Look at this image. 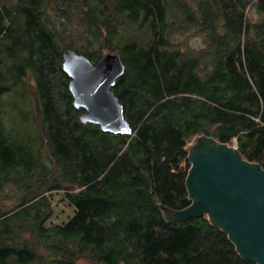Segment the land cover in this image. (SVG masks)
<instances>
[{"label":"trees","instance_id":"obj_1","mask_svg":"<svg viewBox=\"0 0 264 264\" xmlns=\"http://www.w3.org/2000/svg\"><path fill=\"white\" fill-rule=\"evenodd\" d=\"M72 15L82 46L69 49L124 64L111 89L130 134L79 119L57 30ZM27 72L47 163L4 122ZM197 135L264 169V0H0V264H255L206 216L162 217L159 204H190L186 148ZM52 190L75 213L44 227Z\"/></svg>","mask_w":264,"mask_h":264},{"label":"water","instance_id":"obj_2","mask_svg":"<svg viewBox=\"0 0 264 264\" xmlns=\"http://www.w3.org/2000/svg\"><path fill=\"white\" fill-rule=\"evenodd\" d=\"M62 69L69 78L73 106L83 110L82 123L106 133L130 134L122 104L111 89L125 70L117 53L105 54L93 64L68 48L62 52ZM186 151L184 185L190 204L184 208L159 204L163 219L174 224L206 216L242 259L264 264V169L242 158L235 145L208 135H197Z\"/></svg>","mask_w":264,"mask_h":264},{"label":"rangeland","instance_id":"obj_3","mask_svg":"<svg viewBox=\"0 0 264 264\" xmlns=\"http://www.w3.org/2000/svg\"><path fill=\"white\" fill-rule=\"evenodd\" d=\"M14 1L15 0H7V3L12 4ZM49 12L55 16V12L51 9H49ZM252 18L256 19L257 16L252 13ZM77 19L76 16L72 15L71 21L62 22V24L59 23L57 27V30L61 32L62 35L59 44L63 50L67 49L69 46L74 48L82 46V43L78 39L81 27L78 26ZM68 44L70 45L68 46ZM21 47L22 45H19L16 54H20ZM103 53H105V50H103ZM9 81L12 82L11 79ZM15 89L9 100L7 97L4 100V103L8 100L9 108L15 112V115L12 116L14 113L11 112L6 113L8 107L4 105V115L6 113L4 122L11 132L10 135H12L20 145L34 149L33 154L39 162H43L46 150L48 157L46 159L47 163L50 151L46 149V146L44 148V146H41L39 143L40 136L38 129L41 135L44 136V123L34 77L27 72L26 76L15 86ZM21 111L24 112L25 117L19 115ZM232 142L234 143V140ZM58 169L56 168L57 172ZM63 192V190H52L45 193L49 206L51 207V214L43 223L44 227L63 225L67 223L75 213L74 206L67 201Z\"/></svg>","mask_w":264,"mask_h":264},{"label":"built area","instance_id":"obj_4","mask_svg":"<svg viewBox=\"0 0 264 264\" xmlns=\"http://www.w3.org/2000/svg\"><path fill=\"white\" fill-rule=\"evenodd\" d=\"M235 145V144H234Z\"/></svg>","mask_w":264,"mask_h":264}]
</instances>
